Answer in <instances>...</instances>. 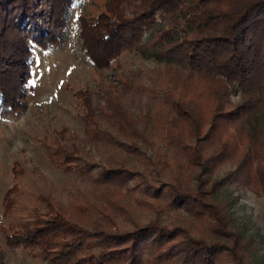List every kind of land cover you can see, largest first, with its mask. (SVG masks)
<instances>
[{
	"label": "trees",
	"instance_id": "16d2710c",
	"mask_svg": "<svg viewBox=\"0 0 264 264\" xmlns=\"http://www.w3.org/2000/svg\"><path fill=\"white\" fill-rule=\"evenodd\" d=\"M73 1L0 0V110L23 106L21 85L31 77V45L46 49L62 40ZM173 16H180L182 28L164 24ZM78 20L81 51L95 71L134 50L151 51L186 68H165V112L158 113L155 124L158 139L199 173L194 187L175 177L158 193L166 205L189 209L205 221L213 238L159 221L118 228L116 220L127 213L120 189L133 173L115 161L92 177L95 165L80 157L72 136V146L61 143L55 148L57 161H52L68 173L88 175L106 192V206L84 202L63 209L42 195L26 206L21 202L27 194L15 185L2 202L8 219L6 248L14 252L21 247L46 264H166L177 259L182 264H249L203 175L212 160L223 159L231 148L233 133L223 137L231 124L254 149L252 183L264 191V0H106L104 11ZM120 77L118 88L101 95L103 103L95 104L87 89L76 92L79 117L89 143L104 142L139 157L142 134L119 95L147 88L139 82V72ZM237 90L239 101L232 104L230 96ZM200 109L206 111L204 125ZM217 136L218 150L204 158V143ZM4 259L0 247V264Z\"/></svg>",
	"mask_w": 264,
	"mask_h": 264
},
{
	"label": "rangeland",
	"instance_id": "374dc122",
	"mask_svg": "<svg viewBox=\"0 0 264 264\" xmlns=\"http://www.w3.org/2000/svg\"><path fill=\"white\" fill-rule=\"evenodd\" d=\"M105 2L73 1L62 40L46 49L31 45V77L21 85L23 106L16 110H0V247L5 251L3 264H46L28 255L26 249L20 247L12 252L5 246L8 219L3 214L2 202L5 193L13 186L27 194L28 198L21 202L26 206L39 195L48 197L63 209L84 202L106 206V192L88 175L68 173L52 161H57L55 148L61 143L72 146L69 143L72 136L80 157L95 165L92 177L96 178L102 167L112 166L115 161H121L133 173L132 179L120 189L127 213L116 220L118 228L131 229L159 221L163 225L180 226L193 236H211L205 221L189 209L166 205L158 193L175 177L194 187L199 173L198 169H188L184 160L176 157L158 139L155 124L156 116L164 110L165 68L173 66L187 70L177 62L158 59L151 51L134 50L123 52L109 68L95 71L81 51L78 17L95 16L104 11ZM164 24L184 26L180 16L167 18ZM133 72L140 73L139 82L147 92L119 95V99L131 112L142 134L139 157L104 142L89 143L79 117L81 104L75 97L76 92L87 89L92 92L95 104L103 103L101 95L104 91H114L119 87L120 76ZM198 90L199 85H196L197 93ZM239 97L240 90L233 92L230 102L237 103ZM200 110V123L204 125L205 109ZM102 127L116 133L109 124ZM234 129L236 127L231 124L226 126L223 137H230L233 133L230 138L233 144L223 159L209 163L208 172L203 177L207 179L206 188L211 192V199L228 214L230 227L236 233L248 263L264 264V191L252 183L251 173L256 164L254 149ZM218 148V136L213 137L204 143L202 156L207 159ZM262 154L260 152L259 157ZM166 264L182 262L177 259Z\"/></svg>",
	"mask_w": 264,
	"mask_h": 264
}]
</instances>
